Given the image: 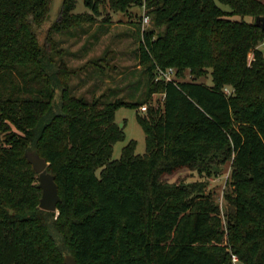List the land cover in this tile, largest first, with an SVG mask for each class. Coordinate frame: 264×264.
Here are the masks:
<instances>
[{
    "label": "trees",
    "instance_id": "16d2710c",
    "mask_svg": "<svg viewBox=\"0 0 264 264\" xmlns=\"http://www.w3.org/2000/svg\"><path fill=\"white\" fill-rule=\"evenodd\" d=\"M144 2L151 27L143 29ZM84 5L89 12L76 14V0H63L42 42L51 0H0V264H65L67 255L78 264H234V255L240 264H264V31L256 24L264 3ZM107 6L135 17L137 65L95 74L89 100L71 80L112 51L74 68L67 59L74 54L56 35L80 38L97 26L88 44L98 41L112 25ZM169 69L175 80L157 81L158 71ZM207 77L212 85L199 82ZM106 78L115 87L97 94ZM159 94L163 101L154 104ZM121 107L137 110L146 152L136 154L131 140L113 160L114 146L125 140L116 122ZM28 151L55 177L58 215L39 207ZM226 166L225 221L206 180H165L184 170L218 176Z\"/></svg>",
    "mask_w": 264,
    "mask_h": 264
},
{
    "label": "rangeland",
    "instance_id": "374dc122",
    "mask_svg": "<svg viewBox=\"0 0 264 264\" xmlns=\"http://www.w3.org/2000/svg\"><path fill=\"white\" fill-rule=\"evenodd\" d=\"M264 3V0H260ZM63 0H51V14L49 16V21L45 26L39 31L40 40H43L46 37V32L50 29L54 21H57L60 16V10L62 8ZM225 11H230L231 9L228 6L219 5ZM89 10L84 5V0H76V14L86 13ZM130 12L133 15H137L139 10L138 8H132ZM141 12V10H140ZM107 14L111 16L112 20V27H110V31L105 35H101L98 41H93V43L88 44L89 35L96 31V27L92 31L89 32L88 35H82V37H71L68 35L57 34L56 38L63 41V46L67 50H69L74 55L68 56V61L70 66L74 68H80L84 66L89 60L91 59H103L104 53L107 50L112 51L111 56L108 57V60L104 58V61L100 62V66H96L93 68H88L86 70H82L78 73V75L74 76L71 80V85L75 88V91L78 95L84 96L86 98H92V92L94 84L97 83L95 74L101 75L102 72H125V68H136L137 61L134 59V55L132 51L136 49V42L131 35V29L135 28L134 21L135 17H130L129 14L124 13H117L107 6ZM151 19V17H150ZM232 19L238 21H246L249 23L254 22V19L251 17H240V16H233ZM151 27V24L146 25V28ZM124 34H128L123 36ZM84 44L88 49L83 50L84 57L81 54H78V51L82 48ZM258 49L264 52V42L258 47ZM253 59V55H249V60ZM115 66L116 69L112 71L111 67ZM104 69V70H103ZM95 72V73H94ZM95 79V80H94ZM121 79L116 80L117 82H121ZM112 81V80H111ZM199 82L207 85H212L211 78H203L199 80ZM105 85H99V90L97 94L102 93L107 88L111 87V85H115L116 83L113 82H103ZM113 85V86H114ZM111 88H114V87ZM120 86V85H118ZM123 87V86H122ZM226 92L230 93L229 88L225 90ZM163 101V96L161 94L155 95L153 98V103L158 104V102ZM141 111V110H140ZM116 122L121 126L124 127L125 132V140L118 142L114 146L112 159L118 160L122 155L123 148L131 141L136 142L135 153L138 155H143L146 152V142H145V133L143 128L139 124L137 119V110L134 108H126L121 107L116 111ZM2 136L0 135V140ZM49 166V165H48ZM230 173V167H224L223 171L218 176H212L207 178H202L196 172L191 173L188 170L180 171L173 176L166 177L165 180L169 183H190L199 180H206L208 182V191L212 193L216 202L220 204L221 216L225 221V211L227 206V201L225 200V193L228 190V177ZM38 178V176H37ZM58 215V211L56 212ZM233 263L240 264L239 258L234 255L233 256Z\"/></svg>",
    "mask_w": 264,
    "mask_h": 264
},
{
    "label": "water",
    "instance_id": "95a60500",
    "mask_svg": "<svg viewBox=\"0 0 264 264\" xmlns=\"http://www.w3.org/2000/svg\"><path fill=\"white\" fill-rule=\"evenodd\" d=\"M256 24L264 31V17H258L256 19ZM26 156L38 174V187L42 191L39 207L50 212L57 211L60 196L58 186L55 182V177L48 172V164L35 152L28 151ZM64 262L65 264H78L76 259L71 255L65 256Z\"/></svg>",
    "mask_w": 264,
    "mask_h": 264
},
{
    "label": "built area",
    "instance_id": "2783aa9c",
    "mask_svg": "<svg viewBox=\"0 0 264 264\" xmlns=\"http://www.w3.org/2000/svg\"><path fill=\"white\" fill-rule=\"evenodd\" d=\"M141 14H142V27L144 29L146 25L151 24V19H150V16L147 14V8H146L145 2L143 3L141 7ZM156 79L157 81L160 79H164L166 81H173L175 80V70L174 69H169L167 71L159 70L157 73ZM140 109L141 111L145 112L147 110V107L143 106Z\"/></svg>",
    "mask_w": 264,
    "mask_h": 264
},
{
    "label": "crops",
    "instance_id": "0c3cea01",
    "mask_svg": "<svg viewBox=\"0 0 264 264\" xmlns=\"http://www.w3.org/2000/svg\"><path fill=\"white\" fill-rule=\"evenodd\" d=\"M111 27H112V25H111ZM132 53H133V55H134V59L136 60L135 51H132ZM120 77H121L120 75H119L118 77H116V80H119ZM106 82H107V83H108V82H113V83H115L114 81H111L110 78H106Z\"/></svg>",
    "mask_w": 264,
    "mask_h": 264
}]
</instances>
